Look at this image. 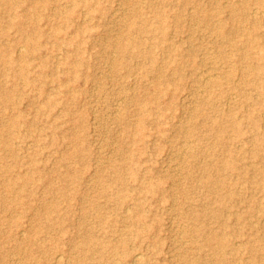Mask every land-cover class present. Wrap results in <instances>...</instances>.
<instances>
[{
  "label": "rangeland",
  "instance_id": "1",
  "mask_svg": "<svg viewBox=\"0 0 264 264\" xmlns=\"http://www.w3.org/2000/svg\"><path fill=\"white\" fill-rule=\"evenodd\" d=\"M233 3L259 21L230 19ZM24 6L26 33L8 23ZM257 7L256 0H25L13 8L0 2V264H214L219 253L203 244L199 227L231 239L224 264H256L251 253L235 251L242 242L261 260L264 165L253 150L264 134V98L251 89L250 74L240 75L245 62L237 61L254 48L236 49L206 20L217 13L229 27H254L264 40V11L255 13ZM157 10L166 14L163 39L143 33L142 55L134 47L122 51L120 44L136 36L130 28L141 23L138 14L154 25ZM35 24L42 34L33 38ZM248 36L235 31L233 39ZM153 43L151 61L146 49ZM115 60H123L118 69ZM252 107L256 128L248 119ZM16 116L19 127L7 130ZM230 120L242 128L241 139ZM139 124L142 139L135 137ZM221 131L224 140L217 138ZM229 152L237 155L235 171L224 167ZM117 164L126 166L129 199H111L105 190ZM6 169L36 177L20 203L4 184ZM207 173L224 179L225 191L202 184ZM158 183L157 192H147ZM227 194L217 218V200ZM139 211L145 220L137 225L148 228L136 238L130 229ZM90 233L107 244L127 240L117 254L101 246L86 253L95 243H85ZM135 252L144 262L133 261Z\"/></svg>",
  "mask_w": 264,
  "mask_h": 264
},
{
  "label": "bare ground",
  "instance_id": "2",
  "mask_svg": "<svg viewBox=\"0 0 264 264\" xmlns=\"http://www.w3.org/2000/svg\"><path fill=\"white\" fill-rule=\"evenodd\" d=\"M0 2H2L7 8H13L16 5L20 6V7L23 6V4L25 3V0H0ZM256 2H257L258 7L256 8L255 13L259 14L260 12L264 11V0H256ZM45 5H46V2H44L42 4V7H45ZM26 10L27 9L24 6L23 9L21 10L22 12L20 11L18 14L10 16V18L8 20V23L15 24L18 27V30L23 32V33H26L28 30L27 28H25L23 26V21H22L23 18L28 16V14L25 13ZM36 10H37V8L35 9V11ZM138 15L142 19L141 23L139 25L138 24L135 25V23H131V28H130V29H132V32L136 34V36L135 37H129L128 42L125 44H120L119 47L122 49V51L125 49H128L130 47L137 48V53L142 55L145 49L143 50V48H142L143 38L141 35L143 33H150L151 35L155 36V38H156V35L160 34L161 36L158 38V41H159L160 38L163 39V36L167 32L168 25H167L166 20H165L166 14L163 11L162 12L158 11V10L156 11L157 22L154 25L151 23H148V19L143 16L142 12H140V14H138ZM217 15H218L217 13L216 14H214L213 12L209 13V15H206V20L209 22L210 25L211 24L212 25L217 24V30L218 31L216 33L219 36H222L227 41H230L231 45L238 50L245 48V46H250V47L254 48L253 51L251 50V48L250 49H244L237 61L240 60L241 63L245 62V70H243L244 73H242L240 75H242V77H244L243 74H250L251 77L249 79L247 78V81L248 80L250 81V86L252 87L251 89H253V91L255 92V94L258 97L264 98V40L262 39L260 33H258L254 27L252 28V30H248L243 26L229 27V26H227V21H223L219 18L217 19L216 18ZM229 15H230L229 18L233 19L234 21H237V19H245L249 22L259 21L256 18H252L250 16L251 13L248 14L240 6H237L235 3L231 4ZM63 19H64L63 21H64L65 25H68L69 17L66 15V17H64ZM35 26H36V24L33 26V28L36 31L33 30V32L31 33V36L33 38H35L36 34H38V35L42 34L41 30L39 28L36 29ZM235 31L247 32V34L249 36L246 39H239V38L233 39V35H234ZM61 32H62L61 28H55L54 29V33H56V35L61 34ZM132 32H130V33H132ZM0 35H2V33H0ZM27 36L30 37V33H28ZM70 42L75 43L76 40L70 39V41L68 40V44ZM29 44H30L29 47L31 49H36L38 47V45L34 42H29ZM154 46H156L155 43L151 44L149 46V49H146L148 52V57L151 61L154 60L153 56H152L153 55L152 52H154ZM25 52H26V50H25ZM3 54L4 53L2 52V49L0 47V58L3 57ZM19 54L21 57H25L24 53H19ZM112 59H114V58L112 57ZM5 60L8 63L12 62L10 57L9 58L7 57ZM228 60L230 62V61H233L234 59L231 57V58H228ZM122 61L123 60H117V61L115 60L113 63L115 66L114 68L118 69L117 66H118V64H122ZM23 69H25V68H23ZM235 73H236L235 68L232 67L228 70L227 75L229 77L230 76L234 77ZM19 74L20 73H18V75ZM213 83L215 85H220L222 83V80L214 79ZM163 93H165V90L163 88L158 91L159 96L162 95ZM8 95L9 96L11 95L10 92ZM46 105H48V104H46ZM139 111L142 112V111H146V110L144 107L143 108L141 107ZM257 117H258V115H257L256 108L252 107L248 111V119L254 128H256L258 125ZM230 121L233 123L232 125H233V129L236 133V136H238V139H241L240 135H242V133H243L242 128L240 127V125L235 124L236 121H233V120H230ZM215 122L216 123L219 122V118L216 117ZM6 126H7L6 127L7 130H9L10 127H13V128L19 127L18 117L16 116L14 119L11 120L10 124H8ZM218 128H220V124H219ZM135 132H136L135 133L136 139H142L144 137L143 128L140 124L137 125ZM4 134L5 133H0V142L3 141L2 143H5V140L3 138ZM217 138L219 140H224L225 137H224L223 131H221L220 134H217ZM256 141H257V146L253 150V155L255 157H258L263 162V165H264V156L262 155L263 153H261V150L264 148V134L261 137H258L256 139ZM134 156H135V154H132L131 158L133 159ZM237 164H238L237 163V155L232 153V152H229L227 154V158L224 161V167L227 170H231V171L234 170L235 171L238 167ZM112 167L114 169V171H113L114 173L111 174V176H110V182L111 183L108 186L109 188L105 189L106 191H108V195H114L113 197H111V199H120V200L123 199L124 200V199L131 198V196L128 197V195L125 193L127 188H125V185H124L123 170L126 169V166L123 167V166H121V165L119 166L117 164V165H113ZM30 169H33V168L30 167L28 170H30ZM28 170H26L25 173H22L19 170H11V169L3 170L4 172L8 173V178L6 179V181H4V184L7 187V189L14 192L13 193L14 198H16L17 202H19V203L21 202V200H23L22 195H23L24 191L29 192V191H27L28 185L31 183H34V181L36 179V177ZM263 171H264V168L262 169V172ZM136 175L137 174H136V172H134V167H133L132 168V176L135 178ZM201 181H202V184L209 186L210 189H212L213 191H216V192H220L221 190H223L225 185L227 184V182L224 181V179L216 177V176L209 174V173L205 174L204 177L201 179ZM260 186L262 187V185H260ZM159 187H160L159 183L158 184H149L147 187V192L153 194L159 190ZM256 188L259 189L260 187H256ZM109 190H111V191H109ZM223 191H225V190H223ZM226 191H227V193H232L231 192L232 190H230V188H227ZM228 195L229 194L221 195L218 198L217 201L219 203V207H218L217 211L214 213L215 217L219 218L222 214L223 209L226 208L225 203L228 200L227 199ZM97 205H99V204H97ZM137 215H138V218L137 219L135 218V220H133V225H132L133 227L130 229L131 235L135 236L136 238L140 237V235L148 228V226H146L145 229H142L137 225V222H141V221L145 220L144 212L139 211V213H137ZM99 220H100V222H103L105 220L104 216L99 215ZM15 223L17 224V221ZM223 226H225V227L228 226L226 221L223 223ZM196 231L199 233L201 232L200 235L202 236V238L204 237L203 238V241H204L203 244L204 245L210 246V248L213 249L212 251L215 254L219 253V258L216 257L215 259H213L214 264H224V260L226 257L225 247L231 244V239L228 236L219 234L217 232L203 233L201 227L197 228ZM31 240H36V237L33 236V238ZM126 240H127L126 238H119L118 240H116L115 243L107 244L103 239L101 240L98 238H94L90 233L89 235L87 234L84 241L87 245L95 242L94 246L88 247V249H85L86 247H83L82 249H85V252L89 253V252L98 251L100 249V246H101V249L102 248L108 249V251H113L117 254L118 248L122 247V245L126 243ZM97 244L99 245V247ZM241 250H246L247 252L251 253V257L256 262V264H264V257L261 260L257 259V257H259V256H258V254H256V252H255L256 249L252 244L242 242V245L241 244L236 245L235 251L239 252ZM28 254L31 256L32 259H35V257L32 255L31 250L28 251ZM144 256L145 255H143L142 252H135L132 254V259L136 263H142V262H144ZM60 257L57 258V261L61 260ZM118 263H120V262H118ZM33 264H38L36 259L33 261Z\"/></svg>",
  "mask_w": 264,
  "mask_h": 264
}]
</instances>
